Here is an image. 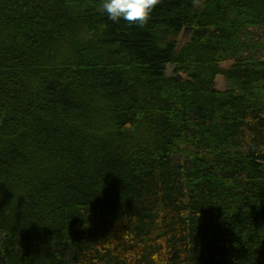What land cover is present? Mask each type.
Returning a JSON list of instances; mask_svg holds the SVG:
<instances>
[{
	"label": "trees",
	"instance_id": "16d2710c",
	"mask_svg": "<svg viewBox=\"0 0 264 264\" xmlns=\"http://www.w3.org/2000/svg\"><path fill=\"white\" fill-rule=\"evenodd\" d=\"M101 2L0 0V264H264V0Z\"/></svg>",
	"mask_w": 264,
	"mask_h": 264
},
{
	"label": "clouds",
	"instance_id": "9594fccd",
	"mask_svg": "<svg viewBox=\"0 0 264 264\" xmlns=\"http://www.w3.org/2000/svg\"><path fill=\"white\" fill-rule=\"evenodd\" d=\"M159 0H102L101 10L109 20L143 26Z\"/></svg>",
	"mask_w": 264,
	"mask_h": 264
},
{
	"label": "rangeland",
	"instance_id": "374dc122",
	"mask_svg": "<svg viewBox=\"0 0 264 264\" xmlns=\"http://www.w3.org/2000/svg\"><path fill=\"white\" fill-rule=\"evenodd\" d=\"M214 88L215 89H223V81H221L220 78H218L217 80H215L214 82Z\"/></svg>",
	"mask_w": 264,
	"mask_h": 264
}]
</instances>
